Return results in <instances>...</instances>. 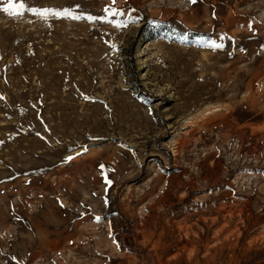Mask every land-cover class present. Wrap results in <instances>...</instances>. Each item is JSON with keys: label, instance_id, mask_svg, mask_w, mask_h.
Instances as JSON below:
<instances>
[{"label": "rangeland", "instance_id": "374dc122", "mask_svg": "<svg viewBox=\"0 0 264 264\" xmlns=\"http://www.w3.org/2000/svg\"><path fill=\"white\" fill-rule=\"evenodd\" d=\"M8 2L0 264H264V0Z\"/></svg>", "mask_w": 264, "mask_h": 264}, {"label": "snow or ice", "instance_id": "6c2138e0", "mask_svg": "<svg viewBox=\"0 0 264 264\" xmlns=\"http://www.w3.org/2000/svg\"><path fill=\"white\" fill-rule=\"evenodd\" d=\"M113 2H114V0H113ZM23 7H24V4H23L22 2L17 6V5L13 2V0H9L7 7L4 8V11H5V12H9V14H13V13L18 14V13H19V9H20V8H23ZM33 11L38 12V14H40V15H45V14L47 13L48 10L45 9L43 12H39V10L33 9ZM109 11H113V10H112V9H109ZM114 11H115V14H119V9H115ZM56 15L70 16L71 13L65 11V12L62 13V14H61V13H56ZM72 18L75 19L76 17L73 16ZM89 19L92 20V19H95V18H93V17H89ZM117 26L120 27V26H126V25H121L119 22H117ZM211 46H212V47H216V48L223 47L222 44H216L215 41H212V42H211ZM112 47L115 48L116 45L113 44ZM86 99H87V97H86ZM69 159H71V157H69ZM101 167H103V165H101ZM107 182H108V183H111V181H107ZM97 219H99V217H97Z\"/></svg>", "mask_w": 264, "mask_h": 264}, {"label": "bare ground", "instance_id": "6f19581e", "mask_svg": "<svg viewBox=\"0 0 264 264\" xmlns=\"http://www.w3.org/2000/svg\"><path fill=\"white\" fill-rule=\"evenodd\" d=\"M37 229H38V234H39V238H38V241L40 242V243H44L45 244V239L43 238V235L41 234V231H40V228L37 226ZM56 248V247H55Z\"/></svg>", "mask_w": 264, "mask_h": 264}]
</instances>
